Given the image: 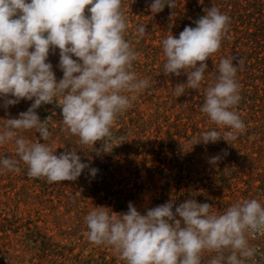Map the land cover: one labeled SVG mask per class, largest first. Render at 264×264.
Here are the masks:
<instances>
[{"label": "clouds", "instance_id": "9594fccd", "mask_svg": "<svg viewBox=\"0 0 264 264\" xmlns=\"http://www.w3.org/2000/svg\"><path fill=\"white\" fill-rule=\"evenodd\" d=\"M123 0H0V100L3 107L21 100L33 101L18 118L5 119L0 129V146L13 143L17 159H0V171L19 172L46 178L48 183L74 182L85 169L95 176L98 169L82 163L77 151L59 155L50 141L47 119L41 121L36 109L54 101L61 109L64 130L91 146L97 156L111 152L112 128L129 110L138 95L151 87L148 78L133 70L138 53L125 38L128 25ZM175 0H152L150 11L161 12ZM87 9V15L85 10ZM230 17L211 6L197 19L195 27L185 26L178 38L169 34L162 40L165 75L185 74L186 83L177 84L174 95L186 88L197 90L208 69L206 61L218 52L229 30ZM137 42L146 34L145 25L136 28ZM59 50L57 80L50 53ZM75 57V59L73 58ZM221 58L214 84L205 89L200 111L215 129L193 138V145L235 141L247 127L234 110L240 100L236 80L240 59ZM12 97V98H9ZM36 129L43 142H32L20 133ZM101 148H95L96 142ZM227 155V153H224ZM221 157H211L216 164ZM211 205L189 198L175 207L166 202L141 214L131 202L126 213H114L100 206L85 217L87 239L96 246L112 248L124 264H201L203 253H215L208 264H255L259 249L249 238L264 236V205L244 199L222 214Z\"/></svg>", "mask_w": 264, "mask_h": 264}, {"label": "rangeland", "instance_id": "374dc122", "mask_svg": "<svg viewBox=\"0 0 264 264\" xmlns=\"http://www.w3.org/2000/svg\"><path fill=\"white\" fill-rule=\"evenodd\" d=\"M151 3H122L128 25L125 38L138 53L133 70L138 77L148 78L151 87L114 124L115 137L123 140L113 144L120 145L97 156L91 146L80 144L78 137L64 130L55 101L36 109L41 121L47 119L51 137L45 143L52 144L55 154L73 149L82 163L98 169L97 174L93 177L85 169L74 182L48 183L46 178L29 177L23 163L19 172L0 171V264H124L112 248L87 239L85 217L100 206L119 214L126 213L131 202L143 215L170 200L175 211L189 198L208 203L217 214L244 199H257L264 205V37L260 51L241 50L245 57L237 56L241 100L234 110L245 123L246 133L229 144L221 139L193 145V138L205 131H225L200 111L205 89L215 83L220 59L230 58L226 56L234 39L254 30L249 24H259L258 35H264V0H175L174 8L166 4L155 14ZM211 6L230 17L227 36L206 61L201 87L186 88L184 95L176 97L177 84L186 83L187 76L164 74L162 40L169 34L178 38L185 26L195 27L194 22ZM139 25H145L146 34L137 42ZM252 54L262 58L261 72L245 70V60L253 62ZM48 62L57 80L61 79L58 49L50 53ZM32 102L21 100L5 108L0 100V129L5 119L18 118ZM20 135L43 142L36 129ZM95 148H101V142ZM217 155L221 159L211 164L210 158ZM2 158L19 159L13 143L0 146ZM249 241L259 249L255 264H264V236ZM214 255L203 253L201 264H208Z\"/></svg>", "mask_w": 264, "mask_h": 264}, {"label": "trees", "instance_id": "16d2710c", "mask_svg": "<svg viewBox=\"0 0 264 264\" xmlns=\"http://www.w3.org/2000/svg\"><path fill=\"white\" fill-rule=\"evenodd\" d=\"M249 25L252 26L254 30L252 32L246 30L240 37L235 38L232 45L233 47H230L229 55L226 57H232V56L237 57L238 55H242V57H245V53L241 50H247L248 54H251L252 52L254 53L255 51H260L263 44L262 38L264 37L263 34L261 36L258 35L260 25L259 24H249ZM252 56H254L251 58L253 59V62H251V60L250 62L249 60H245L244 63L245 70L253 71V72H257V71L261 72V68L263 66L262 58H260L259 56H255L253 54ZM263 71H264V66H263Z\"/></svg>", "mask_w": 264, "mask_h": 264}]
</instances>
